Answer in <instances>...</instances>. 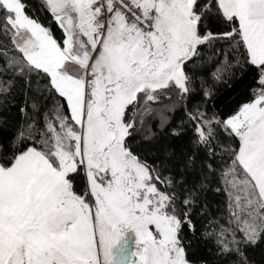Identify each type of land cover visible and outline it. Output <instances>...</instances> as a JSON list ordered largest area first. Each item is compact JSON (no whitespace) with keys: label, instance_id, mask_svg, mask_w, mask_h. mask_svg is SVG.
Returning a JSON list of instances; mask_svg holds the SVG:
<instances>
[{"label":"snow or ice","instance_id":"1","mask_svg":"<svg viewBox=\"0 0 264 264\" xmlns=\"http://www.w3.org/2000/svg\"><path fill=\"white\" fill-rule=\"evenodd\" d=\"M41 6L0 0V264H264V0Z\"/></svg>","mask_w":264,"mask_h":264},{"label":"trees","instance_id":"2","mask_svg":"<svg viewBox=\"0 0 264 264\" xmlns=\"http://www.w3.org/2000/svg\"><path fill=\"white\" fill-rule=\"evenodd\" d=\"M30 4L32 7L33 14L35 17L39 20L40 23H42L45 26L51 27L53 30L55 36L57 38L60 37L61 33L60 30L57 28L56 24L52 22V18L50 15L43 10L42 8V0H30ZM234 89H226L221 93V102L223 103H232L234 97H238V94L243 91V88L236 84L234 85ZM180 113L179 111L176 113L174 119H179Z\"/></svg>","mask_w":264,"mask_h":264},{"label":"crops","instance_id":"3","mask_svg":"<svg viewBox=\"0 0 264 264\" xmlns=\"http://www.w3.org/2000/svg\"><path fill=\"white\" fill-rule=\"evenodd\" d=\"M128 239H129V242H130V240H131V235L128 236Z\"/></svg>","mask_w":264,"mask_h":264},{"label":"rangeland","instance_id":"4","mask_svg":"<svg viewBox=\"0 0 264 264\" xmlns=\"http://www.w3.org/2000/svg\"><path fill=\"white\" fill-rule=\"evenodd\" d=\"M129 235H131V233H129V234H128V236H129ZM131 241H132V236H131V240H130V243H131Z\"/></svg>","mask_w":264,"mask_h":264}]
</instances>
